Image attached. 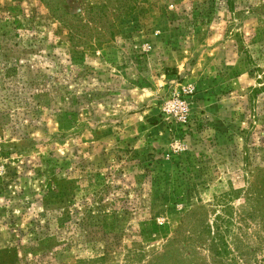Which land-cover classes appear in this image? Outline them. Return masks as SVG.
<instances>
[{"label":"rangeland","instance_id":"obj_1","mask_svg":"<svg viewBox=\"0 0 264 264\" xmlns=\"http://www.w3.org/2000/svg\"><path fill=\"white\" fill-rule=\"evenodd\" d=\"M261 82L264 0H0V264H264Z\"/></svg>","mask_w":264,"mask_h":264},{"label":"trees","instance_id":"obj_2","mask_svg":"<svg viewBox=\"0 0 264 264\" xmlns=\"http://www.w3.org/2000/svg\"><path fill=\"white\" fill-rule=\"evenodd\" d=\"M261 84L259 87H253L252 88V97H256L258 92H261L264 90V82L259 83ZM51 192H56L52 190ZM65 191L63 189H60L56 192L57 197H59V200H62L64 197ZM219 250V249H218Z\"/></svg>","mask_w":264,"mask_h":264}]
</instances>
